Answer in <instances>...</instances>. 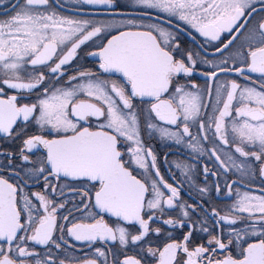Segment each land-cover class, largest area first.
Returning a JSON list of instances; mask_svg holds the SVG:
<instances>
[{
    "label": "snow or ice",
    "instance_id": "obj_1",
    "mask_svg": "<svg viewBox=\"0 0 264 264\" xmlns=\"http://www.w3.org/2000/svg\"><path fill=\"white\" fill-rule=\"evenodd\" d=\"M0 264H264V0H0Z\"/></svg>",
    "mask_w": 264,
    "mask_h": 264
}]
</instances>
